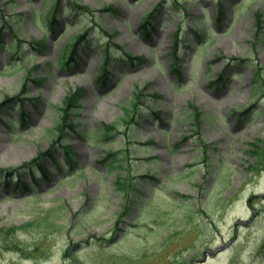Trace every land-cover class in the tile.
<instances>
[{
    "label": "rangeland",
    "instance_id": "1",
    "mask_svg": "<svg viewBox=\"0 0 264 264\" xmlns=\"http://www.w3.org/2000/svg\"><path fill=\"white\" fill-rule=\"evenodd\" d=\"M77 1L97 12L74 0H0V264H264V168H247L249 143L264 154V0ZM53 5L51 29L42 19ZM85 30L75 60L61 64ZM120 49L144 61L131 66ZM79 89V132L64 138L72 169L57 126ZM138 89L151 94L144 120L127 126ZM192 105L206 116L207 155L191 136ZM108 124L120 132L101 140ZM51 147L45 177L35 162ZM119 178L141 194L124 197Z\"/></svg>",
    "mask_w": 264,
    "mask_h": 264
},
{
    "label": "trees",
    "instance_id": "2",
    "mask_svg": "<svg viewBox=\"0 0 264 264\" xmlns=\"http://www.w3.org/2000/svg\"><path fill=\"white\" fill-rule=\"evenodd\" d=\"M78 1L74 0V4L76 5V10L78 12H83L85 14H88L90 16H94V14L97 11L91 10L89 7L85 6V5H77ZM73 4V5H74ZM56 5H53V7L49 8V10L44 13V20L46 21V24L48 27H51V29H53L54 27V23L57 21L58 19V14L56 13ZM114 10V7H107L105 8L103 11L106 12H112ZM220 12H218V17L217 19L219 20L220 17ZM40 15V14H39ZM150 16H147L146 19L144 20V25L143 28H145L146 24H147V18H149ZM258 18L260 19V15H258ZM88 35V30H85L84 32H82L81 34H77L74 36V38L72 39L71 42L67 43L64 46V52L61 55V64H65V65H69L71 62H73L75 60L74 55L77 52V46L84 40L87 39ZM110 37L113 38V35H110ZM178 40H176L174 43L175 45H177ZM35 46H39L43 44V41H34L32 43ZM109 45V44H108ZM17 46L16 42H12L8 47L7 50L9 49L11 53H14L16 51L15 47ZM176 49V48H175ZM110 51H111V47L110 45L107 46L105 48L104 51V59L100 65V73L97 76V80L98 83L102 84V85H106L107 81H108V73H109V64H110ZM121 52H123V49H120ZM173 51H175L173 49ZM124 53V52H123ZM172 54L174 55L175 52ZM176 55V54H175ZM174 55V56H175ZM123 60L122 61H127L131 66H135L137 65V63H142L144 61V59L140 56H132L129 53H124L123 54ZM222 78V76H221ZM85 93L84 89H79V91L77 93H74L72 95H69L64 101V105L61 109V112H63V116H62V122L61 124H59L57 126V130L60 134V141L59 143L61 144L62 148L64 149V165H68L70 166L72 169L74 168V160L76 158V154H74L71 146L69 144H65L66 141H64V138L66 136H68L69 132H79L78 128L80 127V125L76 122H73L71 117L74 114H78V109L80 108V104L78 102L79 98L81 96H83V94ZM145 96H151V94H146L144 93V91H141L138 89L137 93L135 94V98H136V102L133 103L130 107H128L126 109V114H125V119L124 122L127 126H133V125H139L140 122H142L144 119L143 116V112L144 109L142 110L141 108H139V105L142 104V100L144 99ZM152 97H155L154 95H152ZM14 98H7L5 100L4 103H11V101ZM193 113H192V128H193V132L192 135L193 138L196 137L199 141L200 144V149H201V153L203 155H207V150L208 145L202 141V139L199 137L200 134V129H201V125L204 121V119L206 118V116L204 115V113H202V111L197 108L196 106H193ZM248 111L247 109L245 110V112ZM21 114L23 116H25L26 114L24 113V109L21 108ZM152 117H154L155 119H158L159 121L161 120L160 118V113L158 111H152L151 112ZM22 119H24L22 117ZM100 133V139L101 140H108L110 138H112L114 136V134L119 133L120 131L118 130V127L116 126V124H108L107 125H103L101 127V129L98 131ZM82 136H84L83 133H80ZM188 137L183 136L180 139V142L183 143L184 141H186ZM153 143V141H151L150 145ZM179 146V143H175L172 148H177ZM250 149L247 151V154H249L250 156L254 157L255 160L250 163L248 165L247 168H249V170L251 172H254L255 170H258L261 166L264 168V154L259 153L260 150H262V146H257V144L255 145L254 143H249ZM54 147H51L50 151L45 152V154H39L38 158L36 159L35 165L43 172L44 176H48V171L45 169L44 166H42L39 162L40 159H44L45 156H50L53 157L52 153H53V149ZM110 155H112L111 152H109L106 157H109ZM105 158L100 159L99 161L104 160ZM98 161V163H99ZM62 166L61 164L57 163L55 164V167L58 170H62ZM143 166H146V164L143 163ZM21 168H24V166L22 167H18V168H13V169H9L6 170L5 172L8 175H14L16 174ZM261 169V168H260ZM34 171V170H33ZM36 172V171H35ZM35 172H32L31 177L33 178L34 182L36 181V177H35ZM141 180H148V177L146 176H142V178H140ZM128 178H124V179H117L114 184L117 187V189H119L120 191L122 190L124 197H129L131 192H136L135 194H141V190L139 189L138 185H134L132 182H130L128 180ZM23 188H26V190L30 193L32 192L33 188L29 185H25ZM139 197V196H138Z\"/></svg>",
    "mask_w": 264,
    "mask_h": 264
},
{
    "label": "water",
    "instance_id": "3",
    "mask_svg": "<svg viewBox=\"0 0 264 264\" xmlns=\"http://www.w3.org/2000/svg\"><path fill=\"white\" fill-rule=\"evenodd\" d=\"M219 250V248H217L215 251H218Z\"/></svg>",
    "mask_w": 264,
    "mask_h": 264
}]
</instances>
